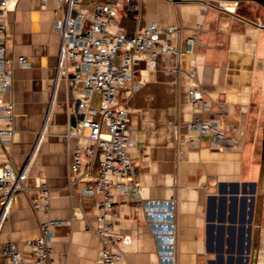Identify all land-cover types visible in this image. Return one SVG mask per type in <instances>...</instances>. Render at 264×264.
I'll use <instances>...</instances> for the list:
<instances>
[{
	"label": "crops",
	"instance_id": "0c3cea01",
	"mask_svg": "<svg viewBox=\"0 0 264 264\" xmlns=\"http://www.w3.org/2000/svg\"><path fill=\"white\" fill-rule=\"evenodd\" d=\"M80 1L89 18L94 3L116 0ZM7 4L6 58L11 68L14 128L9 150L16 169L26 165L29 190L10 200L0 243L12 242L26 251L24 242L39 236L41 221L61 220L64 224L53 229L54 261L97 264L101 243L95 233L99 227L96 203L100 196H74L66 190L69 153L76 140L68 143L64 135L69 124L81 118L75 94L82 85L78 82L70 90L64 73L57 70L61 39L52 23L58 3L8 0ZM152 22L181 26L182 33L175 42L178 55L158 57L152 70L137 62L134 80H142V87L127 100L123 91L120 94L135 140L129 154L138 185L137 196L113 191L116 216L112 224L124 262L159 264L142 203L173 200L176 264H242L240 197L243 192L253 195L250 185L255 190L261 177L264 29L214 0H130V5L118 9L109 30L133 35ZM196 25L200 26L198 44L188 53L185 38L196 32ZM18 57H24L29 66L19 67ZM193 66L196 73L190 78ZM171 70L175 71L172 75ZM192 86L209 104L204 116L228 130L240 149L215 150L206 137L199 147L186 144ZM97 173L94 164L91 176ZM41 179L49 187L47 214L31 209ZM0 264L7 261L2 259Z\"/></svg>",
	"mask_w": 264,
	"mask_h": 264
},
{
	"label": "built area",
	"instance_id": "2783aa9c",
	"mask_svg": "<svg viewBox=\"0 0 264 264\" xmlns=\"http://www.w3.org/2000/svg\"><path fill=\"white\" fill-rule=\"evenodd\" d=\"M45 3L46 0H39ZM57 16L52 23L61 42L57 70L64 73L67 87L76 83L81 89L75 94L77 113L81 117L67 127L64 135L69 143L76 140L69 153L66 190L74 196H95L98 209L95 230L101 247L97 264H125L119 247V237L113 230V191L138 195L134 180V167L129 150L135 145L130 135L128 108L120 101L124 93L127 100L143 85L134 80L135 65L142 61L147 69H154L160 56L178 55L175 42L181 37L182 27H163L155 22L125 35L120 30L111 32L109 27L119 8L130 5V0L113 3H94L88 18L81 9L80 0H56ZM8 0H0V227L9 213L10 200L19 193H27L26 165L16 169L10 157V145L14 134L11 68L6 58V18ZM223 9L237 3L218 1ZM264 29V25L258 22ZM196 25L194 34L185 38V50L192 53L198 44ZM21 68L29 66L24 57H18ZM175 71H169L172 75ZM196 68L188 71L193 78ZM94 99L97 100L95 103ZM191 119L185 125L186 144L196 148L206 137L211 148L218 151L240 149L238 141L214 120L204 116L209 104L204 101L196 86L188 90ZM175 127H178L177 125ZM97 164L98 173L91 176ZM34 212L47 214L50 209L49 187L39 180L37 196L31 201ZM175 203L173 200H147L142 203L144 220L152 236L159 264H176L175 261ZM64 221L46 219L39 223V236L26 240V251L14 243H0V263L7 264H61L53 259V229Z\"/></svg>",
	"mask_w": 264,
	"mask_h": 264
},
{
	"label": "rangeland",
	"instance_id": "374dc122",
	"mask_svg": "<svg viewBox=\"0 0 264 264\" xmlns=\"http://www.w3.org/2000/svg\"><path fill=\"white\" fill-rule=\"evenodd\" d=\"M233 11L244 15L249 13V19L264 25V9L251 2H241L228 6ZM260 19V20H259ZM264 119V118H263ZM264 124V120H263ZM263 129V126H262ZM261 177L253 193V216L251 221L250 248L247 254L248 264H264V156H261Z\"/></svg>",
	"mask_w": 264,
	"mask_h": 264
},
{
	"label": "water",
	"instance_id": "95a60500",
	"mask_svg": "<svg viewBox=\"0 0 264 264\" xmlns=\"http://www.w3.org/2000/svg\"><path fill=\"white\" fill-rule=\"evenodd\" d=\"M172 2H178L180 0H171ZM214 1H223L228 3H240V2H251L255 3L262 9H264V0H214ZM71 122H74V117L71 118ZM252 188V192H254V184L250 185ZM237 198H234L236 201ZM253 204L254 198L252 195H247L246 192H243V195L240 197V206L242 205V209H240L238 223H239V233L241 235V245H240V262L242 264H248L247 254L250 248V234H251V221L253 216ZM225 205V204H224ZM234 220L235 217H234Z\"/></svg>",
	"mask_w": 264,
	"mask_h": 264
},
{
	"label": "trees",
	"instance_id": "16d2710c",
	"mask_svg": "<svg viewBox=\"0 0 264 264\" xmlns=\"http://www.w3.org/2000/svg\"><path fill=\"white\" fill-rule=\"evenodd\" d=\"M240 3H241V2H240ZM237 4H239V3H237ZM238 11H239V10H238ZM238 11H236V14H237V15H239V16H241V17H244V18H246V19H249L250 16H247L249 13H246V15H244V14L238 12ZM263 156H264V124H263V138H262V158H263Z\"/></svg>",
	"mask_w": 264,
	"mask_h": 264
}]
</instances>
